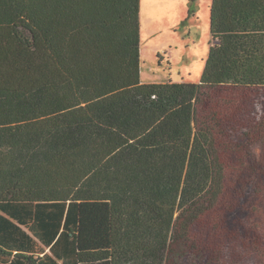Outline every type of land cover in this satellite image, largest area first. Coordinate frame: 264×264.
<instances>
[{
    "label": "trees",
    "instance_id": "1",
    "mask_svg": "<svg viewBox=\"0 0 264 264\" xmlns=\"http://www.w3.org/2000/svg\"><path fill=\"white\" fill-rule=\"evenodd\" d=\"M139 14L0 0V264H264V0L197 83L141 82Z\"/></svg>",
    "mask_w": 264,
    "mask_h": 264
},
{
    "label": "rangeland",
    "instance_id": "2",
    "mask_svg": "<svg viewBox=\"0 0 264 264\" xmlns=\"http://www.w3.org/2000/svg\"><path fill=\"white\" fill-rule=\"evenodd\" d=\"M211 1L140 0L142 83L199 82L211 41Z\"/></svg>",
    "mask_w": 264,
    "mask_h": 264
}]
</instances>
